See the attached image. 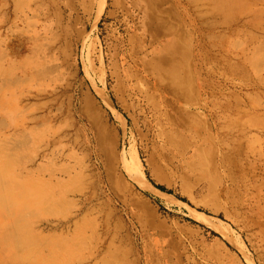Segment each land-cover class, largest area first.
Returning <instances> with one entry per match:
<instances>
[{
    "label": "rangeland",
    "instance_id": "obj_1",
    "mask_svg": "<svg viewBox=\"0 0 264 264\" xmlns=\"http://www.w3.org/2000/svg\"><path fill=\"white\" fill-rule=\"evenodd\" d=\"M0 210V264H264V0H0Z\"/></svg>",
    "mask_w": 264,
    "mask_h": 264
},
{
    "label": "bare ground",
    "instance_id": "obj_2",
    "mask_svg": "<svg viewBox=\"0 0 264 264\" xmlns=\"http://www.w3.org/2000/svg\"><path fill=\"white\" fill-rule=\"evenodd\" d=\"M170 56V55H169ZM168 59V58H167ZM166 59V60H167ZM171 59V58H170ZM146 74V73H145ZM141 80V79H140ZM6 89L4 88V91H5ZM116 110V109H115ZM159 110V109H158ZM155 112V111H154ZM162 115V114H161ZM163 116V115H162ZM159 117V116H158ZM160 118V117H159ZM164 119V118H163ZM164 122V121H163ZM161 124V123H160ZM165 126V125H164ZM180 133V132H179ZM180 138V137H179ZM164 140H165V138H164ZM168 140V139H167ZM162 142H164V141H162ZM165 145H166V143H165ZM167 146V145H166ZM165 148V147H164ZM167 154V153H166ZM138 155H137V153L135 152L134 153V159H135V161L136 162H139V160H138ZM138 170H139V168H138ZM139 172V174L138 175H141L142 176V178H144L145 179V176H144V174L139 170L138 171ZM137 180V179H136ZM140 183V182H139ZM141 184V183H140ZM89 200V199H88ZM0 212H3L2 210H0ZM2 237H4V236H2ZM2 237H0V247H2L3 248V245H2V242L3 243H5V240H2ZM6 239V238H5ZM4 249V248H3ZM2 250V249H1ZM3 251V250H2ZM1 251V252H2ZM6 252H7V250H6ZM4 256V255H3ZM4 258V257H3Z\"/></svg>",
    "mask_w": 264,
    "mask_h": 264
}]
</instances>
